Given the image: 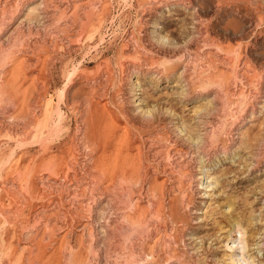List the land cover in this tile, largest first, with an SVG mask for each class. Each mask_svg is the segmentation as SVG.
<instances>
[{"label":"rangeland","instance_id":"obj_1","mask_svg":"<svg viewBox=\"0 0 264 264\" xmlns=\"http://www.w3.org/2000/svg\"><path fill=\"white\" fill-rule=\"evenodd\" d=\"M0 264H264V0H0Z\"/></svg>","mask_w":264,"mask_h":264},{"label":"bare ground","instance_id":"obj_2","mask_svg":"<svg viewBox=\"0 0 264 264\" xmlns=\"http://www.w3.org/2000/svg\"><path fill=\"white\" fill-rule=\"evenodd\" d=\"M228 246H229V245H228ZM235 254H237V253H232V254L230 255V257H231V261H232V262H236L237 260L240 259V258L237 259V257H236L237 255L235 256L236 258L233 257V255H235ZM240 254H241V253H240ZM240 256H241V255H240ZM242 259H246V257L243 256V253H242ZM242 261H243V260H242Z\"/></svg>","mask_w":264,"mask_h":264}]
</instances>
